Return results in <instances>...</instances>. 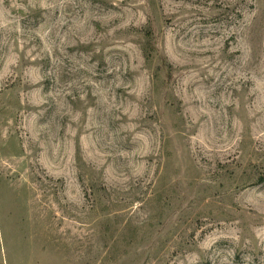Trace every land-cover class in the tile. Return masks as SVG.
I'll list each match as a JSON object with an SVG mask.
<instances>
[{
    "label": "rangeland",
    "instance_id": "374dc122",
    "mask_svg": "<svg viewBox=\"0 0 264 264\" xmlns=\"http://www.w3.org/2000/svg\"><path fill=\"white\" fill-rule=\"evenodd\" d=\"M0 264H264V0H0Z\"/></svg>",
    "mask_w": 264,
    "mask_h": 264
}]
</instances>
